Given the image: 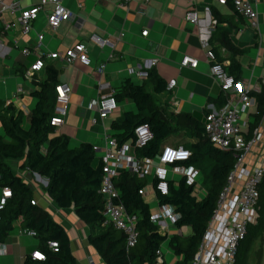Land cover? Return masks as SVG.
<instances>
[{"label": "crops", "instance_id": "crops-1", "mask_svg": "<svg viewBox=\"0 0 264 264\" xmlns=\"http://www.w3.org/2000/svg\"><path fill=\"white\" fill-rule=\"evenodd\" d=\"M36 1L21 0V4L29 5ZM252 1L258 12L260 34L248 28L245 20L233 11L229 1L223 5L216 0H194L201 19L199 25H194L185 19V0H64L65 7L83 20L81 27L74 25V22L64 21L52 31L40 19L32 24L33 33L28 35L29 45L34 49L37 33L43 32L44 39L39 52H63L76 42H83L89 51L88 66L77 62L66 64L58 60H45L46 65L52 64L59 70V83H67L71 88L64 122L54 127L55 135H66L70 148H76L82 143L104 148L106 137H114L112 121L125 112L136 113L137 107L132 99L115 98L118 109L102 119L92 106V101L102 96L114 95L125 81L144 85L146 91L154 95L156 102L167 113H190L204 121L207 105H217L215 99L220 94L209 75V62L205 59L206 49L219 45L213 36L216 20L211 8L223 16L220 27H233L232 40L240 50L236 58L242 68L241 80L257 83L264 75V0ZM13 20L14 16L8 12L0 14V28L1 21ZM144 29L148 30L146 36L141 34ZM93 34L110 39L114 42L113 47H100L91 40ZM0 38V114H19L22 124L27 125L37 103L33 91L38 90V83L46 78L45 69L37 72L30 70L36 55L35 52L23 55L20 51L26 39L22 37L19 27L4 32ZM219 51L221 56L228 55L223 46H219ZM185 54L198 59L196 68L180 65ZM154 57L158 60L150 69L155 70L165 82V88L160 93H154V84L147 77L141 78L129 72L130 67H136ZM222 63L226 68L229 61L224 60ZM100 65L104 67L99 71ZM171 79H175L176 84L168 90L166 86ZM20 87L21 92L18 91ZM93 118L95 122L92 121ZM0 137L7 144H15L5 135L1 120ZM102 151L95 155L100 158ZM7 162L14 174L31 189L34 203L65 229L76 264H106L88 241L90 227L77 217L73 208L59 207L47 194V179L21 168L23 159ZM174 174L178 177L175 178ZM180 178L182 176L179 173L170 171L168 183L173 181L177 185ZM143 179L148 190L142 197L148 204L150 214L156 213L160 204L158 193L150 185L152 179ZM5 187H0V196ZM200 188L201 175L198 187H194L195 196ZM165 224L163 231L156 224L158 231L166 236L160 244L162 261L164 264H177L183 256L174 253L171 239L174 235L187 236L189 234L186 233H191V229L188 226L176 227L175 223L168 221ZM25 229L28 228L24 227L19 217L13 220L11 229L4 236H0V264H25L30 253L39 249L37 238L26 235Z\"/></svg>", "mask_w": 264, "mask_h": 264}, {"label": "trees", "instance_id": "trees-1", "mask_svg": "<svg viewBox=\"0 0 264 264\" xmlns=\"http://www.w3.org/2000/svg\"><path fill=\"white\" fill-rule=\"evenodd\" d=\"M227 1L231 3V0ZM211 12L216 20L213 36L219 42L218 46L214 45L211 49L219 62L229 61L227 72L241 81L242 68L236 58L240 50L232 40L233 27H220L223 16L213 8ZM219 46L227 50V56H221ZM44 69L46 78L38 83L39 89L33 91L37 103L29 123L23 125L20 115H14L13 112L9 115L0 114L5 135L15 142L7 144L0 137V187L6 186L11 190V196L0 212V236H4L11 229L13 220L20 217L25 228L36 231L38 248L45 253L44 260H32L28 256L25 264H76L65 229L45 210L31 203V189L14 174L7 162L23 159L21 168L47 179L45 190L50 198L61 208H73L77 217L90 227L88 241L106 264H164L157 263L156 250L166 236L150 220L148 204L138 193L145 185L144 179L127 170H119L114 178L127 212L137 216V243L126 249L124 234L112 226L102 225L103 199L99 193L101 159L95 155L91 144L82 143L76 148H70L66 135H55V128L49 121L53 116L59 70L52 64L45 65ZM147 78L154 84V93L164 90L165 82L155 70L150 69ZM251 94L258 102L257 123L264 110V93ZM114 96L117 100L132 99L137 107L136 113L128 111L112 121L111 129L115 131L113 136L118 144L134 138V127L146 123L153 137L147 145L137 148L139 157L155 158L161 147L169 144L170 138L176 137L181 141L174 145H181L191 153L188 160L176 162V165L192 166L201 171V184L206 188L202 198L195 196L194 186L188 185L183 177L178 180L177 185L173 181L169 182L167 195L157 194L160 203L172 205L178 213L175 226H188L191 229L189 235H174L171 239L174 253L183 256L177 264H190L214 212L217 197L234 166L235 155L232 151L220 150L209 142L204 133V121L190 113H167L156 102L154 95L146 91L144 85L125 81ZM223 100L220 92L215 102L221 105ZM258 191L257 220L247 226L245 235L238 244L234 264H249V253L254 242L264 241V172ZM49 241L57 243V251L48 247Z\"/></svg>", "mask_w": 264, "mask_h": 264}, {"label": "built area", "instance_id": "built-area-1", "mask_svg": "<svg viewBox=\"0 0 264 264\" xmlns=\"http://www.w3.org/2000/svg\"><path fill=\"white\" fill-rule=\"evenodd\" d=\"M129 1V0H126ZM187 4L185 19L194 25H199L201 19L196 10L194 0H185ZM219 4H226L227 0H216ZM233 11L242 17L248 28L259 33L258 12L252 0H231ZM8 12L14 16L13 21H1L0 36L19 27L22 37L26 39L20 49L23 55L35 52L36 59L30 65V70L37 72L46 65V59L58 60L66 64L79 63L83 66L90 64L89 51L83 42H76L63 52L50 51L39 52L43 42V32L37 33L36 47L33 49L28 42V35L32 31V24L42 19L45 25L55 31L64 21L74 22L78 27L83 20L77 17L64 5V0H37L29 5H22L21 0H0V14ZM144 29L141 34L147 35ZM91 40L100 47L109 45L113 47V41L101 38L95 34ZM259 39H261L259 37ZM2 40L0 38V45ZM205 59L209 62V75L214 84L222 93L223 103L219 106L208 104L204 117V133L209 142L216 148L224 151H232L235 155V163L228 173L225 185L222 187L215 204L214 212L207 223L205 232L194 252L190 264H234L238 244L243 239L246 228L253 224L258 216V185L264 172V110L256 123L257 100L251 93H264V75L257 83L237 81L233 75L227 72L225 65L219 62L211 48H207ZM156 57L144 61L143 64L130 67L129 72L138 77L146 78L149 69L156 63ZM181 66L196 68L198 59L190 55H183ZM104 67L100 65L99 71ZM28 73L25 74L27 77ZM176 84L171 79L167 89H172ZM18 91H22L21 87ZM56 97L53 116L50 125L58 127L64 122L67 105L70 100L71 88L67 83H59L55 87ZM92 106L98 112L100 118L105 119L118 109V103L113 94L99 97L92 101ZM95 122V119H92ZM134 138L118 144L114 137L107 136L104 148L93 145L94 153H101L102 174L99 193L103 199L102 225L112 226L121 231L125 236L126 249L133 247L138 240L136 228V214L128 213L119 191L115 186L114 178L119 170H127L138 178L152 177L150 185L154 192L167 195L169 192L168 174L170 171L179 173L188 185L195 189L199 185L200 170L196 167L176 165V162L188 160L190 151L182 146L164 145L159 154L153 158L149 156H137L136 149L144 147L152 139L153 134L146 123L138 124L133 129ZM143 133V134H142ZM186 156L181 158H169L168 152ZM190 170V171H189ZM147 185L142 186L138 193L145 195ZM6 193H10L7 195ZM11 196L8 187L2 189L0 196V212L6 201ZM34 203V200H31ZM153 223L159 225L160 230H165V221L175 223L179 215L175 208L166 203H160L158 211L149 216ZM1 220V216H0ZM24 233L36 236L34 229H25ZM48 247L57 251L55 241H49ZM39 252L45 259V253L37 249L30 253L32 260H44L34 258V253ZM157 263L162 261L160 247L156 250Z\"/></svg>", "mask_w": 264, "mask_h": 264}, {"label": "rangeland", "instance_id": "rangeland-1", "mask_svg": "<svg viewBox=\"0 0 264 264\" xmlns=\"http://www.w3.org/2000/svg\"><path fill=\"white\" fill-rule=\"evenodd\" d=\"M0 80L2 81V77H0ZM179 141H181V140L176 138V137H172V138H170L168 140V143L171 144V145H174L177 142L180 143ZM174 177L176 178V177H178V175L174 174ZM149 179H151V176L149 177ZM205 193H206V188L201 184V188L196 193V197L199 199ZM187 234H190V232L186 233V235ZM258 257H259V264H264V241L261 242L260 240H256L254 242L251 250H250V253H249V264H257Z\"/></svg>", "mask_w": 264, "mask_h": 264}, {"label": "clouds", "instance_id": "clouds-1", "mask_svg": "<svg viewBox=\"0 0 264 264\" xmlns=\"http://www.w3.org/2000/svg\"><path fill=\"white\" fill-rule=\"evenodd\" d=\"M143 134V133H142ZM168 156L169 158H173V156H176V158H181L182 156H186V154L184 153H181V154H175V153H172L171 150H169L168 152ZM190 171V170H189ZM7 195H10V193H6ZM34 258H37V259H44L43 255L39 252H36L34 253Z\"/></svg>", "mask_w": 264, "mask_h": 264}]
</instances>
